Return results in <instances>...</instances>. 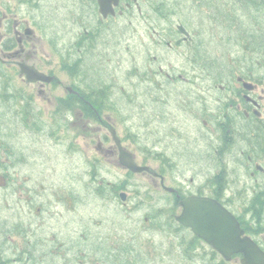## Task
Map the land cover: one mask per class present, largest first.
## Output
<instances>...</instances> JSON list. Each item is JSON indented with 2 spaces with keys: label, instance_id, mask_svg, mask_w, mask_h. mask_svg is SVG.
I'll return each instance as SVG.
<instances>
[{
  "label": "rangeland",
  "instance_id": "1",
  "mask_svg": "<svg viewBox=\"0 0 264 264\" xmlns=\"http://www.w3.org/2000/svg\"><path fill=\"white\" fill-rule=\"evenodd\" d=\"M169 1L177 7L165 20L167 28L171 22L179 25V19L187 11L183 8L185 0ZM140 3L144 6L147 1L140 0ZM202 3H210L212 6L206 7L208 9L220 5L229 17L242 19L235 26L234 21L230 20L229 29H219L221 26L214 25V21H206L207 25L203 26L200 25L201 21L196 23L198 32L205 30L199 34V39L201 37L207 41H199V49L215 53V56L204 58L216 62V66L239 69L253 65L264 72V48H252L240 36L239 29L241 24L244 27L243 36L253 28L264 30V5L242 8L238 0H205ZM130 10L124 9L116 23L111 22L113 29L109 28L108 34L99 36L97 54H89L97 60L94 67L96 77L112 88L117 102V116L99 111L102 119H90L83 105L81 111L80 105L61 102L58 92L53 93L49 88L40 92L39 86L27 87L17 76H13L12 64L0 61V82L18 85L28 98V101L15 98V101L6 100V103L0 99V162L4 158V146L11 160L17 162L11 164L8 158L4 160L9 171L16 175L21 172L22 181L31 178L25 182L29 185L36 183L33 186L36 187V196L48 200L49 212L45 216L50 223L49 228L41 234L44 238L51 240L54 235L77 246L79 237L82 238L80 264H105L110 250L99 241L107 235L113 237L116 232L135 236L136 253H141V264H216L207 260L205 253L201 252L193 253L192 261L182 257L181 243L188 240L192 233L175 221L170 224L169 214L175 206L171 193L164 190L160 180L152 174L133 173L119 164L108 124L116 127L121 137H127V130L135 133L125 144L140 163L146 161L155 169L159 166L154 159L155 154H147L146 148L160 149L176 158L178 166L166 173V185L175 186L177 178L190 183L191 177L200 172L199 169L206 168V159L201 156L196 158L200 164L196 167L194 162L184 165V160H187L184 158L194 156L195 151L205 153L209 143L207 128L210 129V125L201 122L198 114L203 115L207 108L211 111L219 104L213 95L216 88L211 83V74L203 68V65L210 64L203 63L199 56L196 58L198 65L194 68V58L184 54L189 49L188 44L165 51L155 43L148 44L145 26L156 17L151 16L150 20L146 18L148 21L143 17L134 18ZM91 13L92 10L85 18H90ZM189 13L197 17L195 12ZM203 16L206 15L198 14V18ZM56 21L60 24L58 28H63L60 15L56 16ZM44 27L45 33L52 31ZM64 29L54 32L63 35L59 41L61 51L66 54L65 46L68 48L72 42L71 35L66 32H72L74 27L70 25ZM0 33H5V28ZM47 40L41 32L37 33L35 42L39 54L46 51L55 55ZM0 55L4 57L2 53ZM86 56L82 52V57ZM72 57V61L79 59L77 54ZM36 63L46 69L51 67L64 83L70 80L61 67V57L53 56L44 63L39 60ZM9 89L15 90L13 87ZM88 111L95 113L94 109ZM92 172H97L96 180ZM3 177L0 174L1 186L5 184ZM101 181L126 185L125 190L129 193L127 201L97 198L95 192ZM67 192L75 193L78 197L72 206L49 196L51 193L59 195ZM17 195L21 199L20 209L27 211L28 189L22 185ZM14 203L12 209L9 202H4L7 212L17 209ZM161 208L163 216L154 219V212ZM25 217L32 219L31 216ZM34 219L36 222L39 220L37 228L41 232L46 221L40 217ZM127 235L125 237H130ZM204 249L208 250L207 247ZM56 264H64V259H59Z\"/></svg>",
  "mask_w": 264,
  "mask_h": 264
},
{
  "label": "flooded vegetation",
  "instance_id": "2",
  "mask_svg": "<svg viewBox=\"0 0 264 264\" xmlns=\"http://www.w3.org/2000/svg\"><path fill=\"white\" fill-rule=\"evenodd\" d=\"M107 1L112 4V7L108 6L106 15L101 11L99 0H0V30L5 28V33H0V53L4 56L0 55L1 63L12 64L13 76H17L27 87L39 86L40 92L49 88L53 93L58 92L61 102L67 105L73 104V106L80 105L81 111L82 104H88L92 110H95V113L85 110L89 118L102 119L99 108L94 107L95 102L82 94V89L87 88L89 91L94 82L102 83L94 71L96 57L89 54H97L96 48L100 44L99 36L108 34L109 28L113 29L111 22L116 23L124 9L131 8L130 12L134 18L143 17L150 20L151 16H155L156 18L152 22H155L156 25L149 22V25L145 26L144 33H146L148 44L155 43L162 51L176 49L175 47L183 48L188 44L189 49L184 54L186 57L194 58V68L198 65L196 58L199 56H215L213 52H203L201 48L199 49V41H206L201 37L199 39V34H203L205 30L198 32L196 23L201 21L200 25L203 26L207 25L206 21H214V25L221 26L219 29H229L230 20L234 21L233 26L242 20L229 17L227 14L226 17L216 16L215 18V8L220 5L208 9L206 7L212 5L210 3L203 4L202 1L205 0H185L183 8L187 11H184L183 18L179 19V25L171 22V26L167 28L165 20L170 18L169 15L173 13L174 7H177L169 0H146L147 4L144 6L140 5V0ZM238 1L242 8H246L247 5H249L247 7H262L264 5V0ZM199 5L201 6L199 7ZM88 7L89 10H87ZM91 10L90 18L86 19L85 16ZM190 11L195 12L197 17L189 13ZM211 11L213 13L209 17ZM199 13L206 16L198 18ZM57 15H60L64 22L61 29L58 28L60 24L56 21ZM162 24L164 25L162 26ZM210 24L212 23L210 22ZM70 25L74 29L66 34L71 35L72 42L68 48L65 46L68 53L64 54L59 41L62 34L54 31H65L64 28ZM44 26L47 31L49 29L52 31L45 33ZM76 29L78 31L74 32ZM239 29L242 32L244 27L240 24ZM251 30L255 31L256 28ZM38 32L48 39L50 49L55 55L46 51L39 54L35 42ZM243 38L247 39L250 44L253 41V37L244 36ZM255 50L259 49L255 48ZM82 52L88 56L83 58ZM253 52L257 53L258 51ZM74 54L79 55V59L76 61H72ZM53 56L61 57V67L70 78L67 83H64L60 75L54 73L51 67L46 69L36 63L38 60L44 63ZM23 63L53 75L54 79L49 82L44 80L28 81L26 74L21 73V64ZM203 68L211 74L213 81L211 83L216 88L213 90V95L217 97L219 104L211 111L207 108L203 115L198 114L201 117V122L210 125V129L203 125L208 129L209 134L206 152L195 151L194 156L186 158L179 155L187 159L184 160V165L194 162L196 167L200 165L196 158L205 157L206 168L199 169L200 172H196V175L191 177L190 183L177 178L175 190L170 192L175 201L174 216L183 212L181 202L189 196L196 195L215 200L236 218L243 234L253 239L264 251V72L253 65L237 69L233 66L210 64L203 65ZM151 71L153 72L152 69ZM0 86V99L4 103L8 97L7 89L10 87L15 88L13 95L16 99L22 98L28 101L18 85L13 86L7 81L3 84L1 81ZM109 89L112 94V88L109 87ZM18 111L22 113L20 108ZM33 129L35 128L33 127ZM2 151L6 152V148L3 147ZM160 151L158 157L159 176L154 177L160 180L161 186H164L166 185V173L178 165L174 156L163 150ZM10 163L17 164L12 160ZM0 165V174L4 176L5 182L4 185H0V264H56L59 259H64V264H80L82 238L79 237L78 246L72 241L55 238L54 235L51 240L44 238L41 234L49 228L50 223L49 218L47 219L45 216L49 212L48 200H41L36 196V187H33L36 183L29 185L25 182L31 178L27 177L25 181H22L21 172L18 175L12 174L6 162H2ZM22 185L28 189L29 208L27 211L20 209L21 199L17 197ZM51 195L49 196L67 206H72L78 200L76 194L70 192L59 195L51 193ZM13 201H15L14 206L17 209L7 212L4 202H9L13 209ZM25 216H31L32 219L28 220ZM34 217H40L41 220L46 221L41 232L37 228L39 220L36 222ZM80 226H82V221ZM188 229L195 235L190 228ZM126 235L116 232L113 237L106 236L102 239L101 243L105 242V245L110 243L118 248L120 244L125 243L129 247L128 257H106L105 264H118L117 260H120L121 264H134L135 262L141 264L140 258L135 259L132 256L135 236L130 234L127 235L130 237H125ZM80 236L82 237V232ZM197 238L199 239L195 242L198 243L197 252L205 253L204 257H207L210 262L216 263L223 260L227 264H243V255L240 253L234 254L231 260H225L218 252L212 254L209 250V253H206V249H202L201 246L213 249L212 245L207 244L200 237Z\"/></svg>",
  "mask_w": 264,
  "mask_h": 264
},
{
  "label": "water",
  "instance_id": "3",
  "mask_svg": "<svg viewBox=\"0 0 264 264\" xmlns=\"http://www.w3.org/2000/svg\"><path fill=\"white\" fill-rule=\"evenodd\" d=\"M102 13H108V6L112 7L107 0H99ZM21 73L26 74L28 81H52L54 76L47 75L35 66L21 64ZM116 144L119 147V161L122 165L134 172L150 170L149 166L140 165L132 152L127 150L121 142L116 129H111ZM168 190H174L167 187ZM126 199V194L122 193ZM183 212L177 219L184 225L190 226L199 237L220 251L224 257L230 259L234 253H243V264H264V251L248 236H242L236 218L217 201L189 196L182 200Z\"/></svg>",
  "mask_w": 264,
  "mask_h": 264
},
{
  "label": "trees",
  "instance_id": "4",
  "mask_svg": "<svg viewBox=\"0 0 264 264\" xmlns=\"http://www.w3.org/2000/svg\"><path fill=\"white\" fill-rule=\"evenodd\" d=\"M218 9H222V10L217 11L215 8L216 16L226 17V14H227L226 10L221 6H218ZM240 36L242 38L244 37L243 31L240 32ZM246 37H248V38L253 37V41L251 42V44L248 43L250 46H253L256 49H260V48L264 47V30L262 28L256 29L255 31L249 30L246 34ZM209 56L210 55L205 56V57H209ZM201 60L203 61V63H204V61H205V63H208V64H215L216 63V62L210 61V58L201 57ZM224 63H226V62H224ZM97 80L99 81V79H97ZM82 94L85 97H87L88 99H90L92 102H95L94 107L99 108L102 113L106 112V113H109L113 116H117L118 108H117L116 99H114V94H111V90L109 89L108 84L105 81H102V83H100V84H96V82H94L91 85L89 91L87 90V88L82 89ZM82 105L85 107V110H92L90 105H88V104H82ZM126 132H127V135H126L127 139H131L132 136L134 137L135 133L132 130L131 131L127 130ZM146 151H150L148 153L155 152L153 148H149V149L146 148ZM156 156L159 157L160 153H157ZM95 173L96 172H94V174ZM118 187H119V185H117V188L115 185H112L111 187H109V185H107V184L106 185L105 184L99 185L98 188L96 189L95 194H96L97 198L98 197L104 198L107 196H109L111 198H116V195H111V194H114L116 192L115 189L118 190ZM161 213H162V208L154 212L153 218L157 219L160 216L162 217L163 215H161ZM164 216H167V214ZM169 216H170L169 222H170V224H173L175 221L174 209L169 214ZM160 221H161V219H160ZM165 223H166V221H165ZM178 226L183 227L180 224H178ZM197 240H199V239L196 236H194L192 238L190 237L188 240L182 241V243H181L182 249L180 250V253L182 251L184 254V256H182V257H184L185 259H187L189 261L193 260V253H197L196 246L198 245V243H195ZM107 244H108V248H109L110 252H112L114 257L122 258V257H128L129 256V254H128L129 247L127 246V244H125V243L120 244V247H118V248L114 247L110 243H107ZM209 250L211 251L212 254L216 253V251L213 249H209ZM206 253H209V251L206 250ZM132 256L135 259L140 258V256H141V253H136L135 244H134V253L132 254ZM117 262H118V264L122 263L120 260H117ZM137 263L138 262H135L134 264H137ZM219 264H227V263H225L222 260V262Z\"/></svg>",
  "mask_w": 264,
  "mask_h": 264
}]
</instances>
